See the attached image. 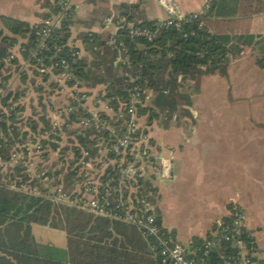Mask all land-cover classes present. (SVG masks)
<instances>
[{"label": "trees", "instance_id": "1", "mask_svg": "<svg viewBox=\"0 0 264 264\" xmlns=\"http://www.w3.org/2000/svg\"><path fill=\"white\" fill-rule=\"evenodd\" d=\"M57 1L41 0V7L48 10L42 20L57 13L55 7ZM226 3L225 0H211L207 10L196 18L184 17L178 29L173 26L156 28L155 21L131 22L128 12L133 7L120 6L119 17L124 19L117 23V30L112 37L89 32L78 36L87 56L78 57L75 63L70 62L71 54L78 49L66 46L70 37L71 9L67 17L57 26L49 29L39 55L42 58L41 63L44 66L54 65L53 70L56 72L59 71L60 60L66 61L70 73L81 87L86 89L97 85L104 87L102 99L110 100L112 108H116L118 102L126 103L130 93L136 89L140 100V103L135 105L136 114L138 117L145 115L148 124L156 118V110L171 114L180 102H186L181 90L184 81L214 73L224 76L229 60L240 51L238 43H247V37H231L209 30L208 19L224 16L222 11L225 14L230 12ZM129 26L157 30L150 40H146L143 37H129L127 34ZM40 28L42 25L39 23L29 25L23 21L0 16L1 90H6L2 82L8 78V75L2 74L4 67L17 64L16 58L11 54L12 48L16 45L19 44L20 57L37 67V62L31 57V53L37 47L38 39L35 32ZM259 54L256 64L264 71V49ZM33 75L40 76L41 81L47 80L44 74H39L35 70ZM147 92H150L149 104L144 105ZM17 99L15 93L8 91L0 95V107L4 109L0 108V160L5 162L9 159L12 143L18 137L24 139L26 136V133L17 126L22 120L20 117L16 119V116L23 110L22 106L17 104ZM71 116L72 114L68 115L67 120L60 126L62 138L59 137L58 131L48 137L55 141L67 139V143L60 148L53 166L60 161L63 165L66 162L72 164L68 155L69 146H73L74 143L77 145L74 147V157L78 149L85 150L92 144L88 137L94 131L70 128L71 120L75 119ZM39 120L42 121V117ZM25 124H28L33 133L36 130L42 133L48 129L47 121L43 122L42 127H38L34 120L27 118ZM40 142L43 148L47 144L45 140ZM49 147L53 152L57 150L54 144H49ZM62 170L63 167L57 171V174ZM20 172L18 165L8 167L4 174L0 172V235L2 237L0 246L3 251L0 264H151L149 247L134 227L98 218L93 219L70 208H61L58 211L57 207L48 200L15 191L10 188L12 183L14 189L24 183L29 185V189L37 187L40 190L41 187V183L36 181L26 184L28 178ZM68 176L64 175L62 181L65 189L70 187L71 180ZM144 185L154 193L149 184ZM228 208L229 211L232 209L230 206ZM228 221L229 218L226 217L221 222L228 223ZM30 224H49L53 228L62 230L66 236V258L55 257L50 251L44 254L39 250L30 235ZM214 230L213 236L207 234L204 238H193L191 247L193 252L188 253L184 249L186 255L199 258L203 243L213 240L216 244L209 251L210 264H233L227 260L233 249L219 240L216 226ZM243 231L242 239L246 244L254 247L250 234L244 228ZM252 261H256L255 257ZM261 263L264 264V261Z\"/></svg>", "mask_w": 264, "mask_h": 264}, {"label": "crops", "instance_id": "2", "mask_svg": "<svg viewBox=\"0 0 264 264\" xmlns=\"http://www.w3.org/2000/svg\"><path fill=\"white\" fill-rule=\"evenodd\" d=\"M64 1L72 9L69 40L79 50V57L87 54L78 36L89 32L112 37L117 23L124 19L119 17L120 6L133 7L128 16L134 23H158L169 17L159 0ZM164 1L175 15L181 16L199 12L204 6L208 8L211 0ZM40 2L0 0V16L38 24L48 13ZM225 2L230 12L222 11L224 16L208 19L209 30L231 37H247L249 44L238 43L240 51L229 60L224 76L214 73L184 81L181 90L186 102H180L171 114L156 110V118L148 124L145 115L139 117L152 147L151 153L169 164L166 178L152 175L146 182L154 190L152 200L160 226L188 253L193 252V238L215 235L216 224L228 216L230 206L243 212V228L252 238L256 261L261 262L264 261V236L258 232L257 221L264 219V71L257 66L256 58L264 49V0ZM110 24L112 30L108 29ZM11 54L18 66L26 65L19 55V44L12 48ZM103 89L97 85L87 91L96 98ZM149 97L147 92L144 105ZM27 118L33 119L24 117ZM35 121L38 123V119ZM11 186L15 191L47 200L42 192L35 194ZM52 204L58 211L70 208L93 219L130 227L95 217L67 202ZM30 235L44 254L51 252L55 257L66 258V236L62 230L49 224H30ZM1 252L0 246V256Z\"/></svg>", "mask_w": 264, "mask_h": 264}, {"label": "built area", "instance_id": "3", "mask_svg": "<svg viewBox=\"0 0 264 264\" xmlns=\"http://www.w3.org/2000/svg\"><path fill=\"white\" fill-rule=\"evenodd\" d=\"M159 3L167 10L169 17L158 22L156 28L173 26L178 29L179 23L185 19L184 17L194 19L207 8L204 6L199 12L177 16L164 0H159ZM55 7L57 13L39 23L42 28L35 32L38 44L31 53V57L37 62V67H32L37 73L44 74L50 83L52 82V89L47 94L45 104L53 116L51 118L48 116V129L42 133H39L38 130L33 133L28 124L26 127H22L23 124L21 126L18 125L19 123L17 124L19 130L25 132L26 136L24 139L18 137L12 143L8 161L0 160V172L4 171L3 173H5L6 168L14 165H23V174L28 178L26 184L36 181L41 183V187L40 190L37 187L29 189V185L24 183L18 189L31 190L35 194L42 191V195L52 203L67 202L95 217L134 227L149 247L151 264H210L209 251L216 244L215 241L207 240L203 243L199 258L188 257L183 246L172 240L156 220L152 203L154 193L148 190L144 184L152 175L166 178L169 164L167 160L158 159L151 153L152 147L148 142L144 128L139 124V117L135 109V105L140 103L139 92L135 89L130 93L126 103L118 102L116 108H112L110 100L102 99L103 93L93 98L86 88L81 87L75 81L66 61L60 60L59 71L56 72L53 70L54 65L44 66L41 63L42 58L39 55L49 29L57 26L71 11V6L64 0H58ZM156 28L150 30L142 26H129L127 34L129 37H143L150 40L157 30ZM66 46L76 48L69 39ZM78 57L79 50L74 51L71 54L70 62L75 63ZM27 64L30 65L29 62ZM54 91L58 95H55ZM0 95L3 94L0 93ZM60 96L61 98L58 100L60 106L52 111L51 106H54L55 100ZM17 104L19 103L17 102ZM70 114H72L71 118H75L70 119L72 121L69 125L70 128L77 127L80 130L94 131L88 137L92 144L85 150L78 149L74 157V147L77 146L74 143L73 146H69L70 154L68 155L72 164L69 165L66 162L63 165L60 161L50 168L49 160L47 158L43 160L44 158L41 159L39 155L45 154L48 157L52 154L57 160V154L60 148L67 143V139L55 141L48 137L54 135L56 131L60 135V126ZM19 117L22 116L18 113L16 119ZM38 127L42 126L38 125ZM41 140L47 141L48 145L46 144L43 148ZM49 144L57 146V150L51 151ZM19 152H22V155H19ZM30 153L36 158H30ZM42 165L45 167L42 171H38V166L42 167ZM61 167L63 170L57 174ZM64 175L71 180L68 189L63 187ZM227 217L229 218L228 223L218 222L216 224L219 240L233 249V253L227 257V260L233 264H263L252 261L254 248L242 239L243 212L239 208L233 207Z\"/></svg>", "mask_w": 264, "mask_h": 264}, {"label": "rangeland", "instance_id": "4", "mask_svg": "<svg viewBox=\"0 0 264 264\" xmlns=\"http://www.w3.org/2000/svg\"><path fill=\"white\" fill-rule=\"evenodd\" d=\"M109 30L113 29V25L110 24L108 26ZM16 55V53H13ZM25 64L26 65H9V66H5L3 69V76H7L8 78L6 81L2 82V85L6 88V90H0L1 94H5L6 91H9L10 93L14 94L18 97V103L19 105L22 106L23 112L21 113V120L22 122L19 123L23 124L22 127H26L27 125L25 124V119L24 117H32L34 120L38 119V124L40 126H43V122L47 121L48 115L44 114V113H48L49 117L51 118L53 116L52 113H49L51 110H49V107L46 106L45 102L46 101V97L47 94L50 92V90L52 89V82L50 83L49 80L47 81H41V77L37 76V75H33V70L34 67H32V65H28V60L26 59ZM62 92V91H60ZM52 93V92H51ZM55 95H58L56 91L53 92ZM59 99L55 100V104L54 106H51L52 111L55 108H58L60 106V103H58L61 98L58 97ZM53 100V99H52ZM148 104V101H145V104ZM20 114V113H19ZM46 115V116H45ZM24 116V117H23ZM42 117V121L39 120V118ZM162 119V118H161ZM161 119H159L160 123H163L161 121ZM27 123V122H26ZM62 134H60L59 136H61ZM21 148V147H20ZM19 148V149H20ZM31 153H33L31 151ZM30 153V158H36L33 154ZM19 155H22V152H19ZM39 155V154H37ZM41 156V159L44 158L43 160H46V158L49 160L48 162V166H50V168H53V162L55 160L54 155H48V157L46 155H39V157ZM27 158H29V156H27ZM36 162V161H35ZM51 164V165H50ZM34 165V163H33ZM21 169L20 173H23V165L19 166ZM45 166H38V171H42L43 168ZM30 169H33L32 167H29ZM51 170V169H49ZM4 172V171H2ZM24 188V187H23ZM22 188V189H23ZM263 216H264V212H263ZM264 220V219H263ZM263 220H259L257 221V224L259 226L258 232H260L263 236H264V221Z\"/></svg>", "mask_w": 264, "mask_h": 264}]
</instances>
